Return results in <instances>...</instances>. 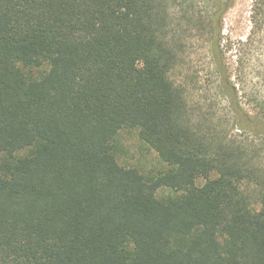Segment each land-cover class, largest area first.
I'll use <instances>...</instances> for the list:
<instances>
[{
    "label": "trees",
    "instance_id": "1",
    "mask_svg": "<svg viewBox=\"0 0 264 264\" xmlns=\"http://www.w3.org/2000/svg\"><path fill=\"white\" fill-rule=\"evenodd\" d=\"M221 1L0 0V264H264V95L217 65L232 136L175 77L222 53ZM123 130L164 167L123 166Z\"/></svg>",
    "mask_w": 264,
    "mask_h": 264
},
{
    "label": "rangeland",
    "instance_id": "2",
    "mask_svg": "<svg viewBox=\"0 0 264 264\" xmlns=\"http://www.w3.org/2000/svg\"><path fill=\"white\" fill-rule=\"evenodd\" d=\"M223 3L224 0L210 5L212 16L221 9L223 13ZM219 38L222 53L216 58L211 55L209 41H193L194 49L186 54L175 77L187 88L191 107H202L205 112L215 107L212 111L218 115L217 120L227 117L230 122L224 126L228 134L235 136L240 133L233 125L228 97L219 95L217 65L228 71L227 85L232 97L238 98L251 116L256 114L252 109L255 100L264 95V0H234L221 18ZM119 144L118 157L123 166L144 172L164 167L158 153L141 139L138 130L121 131ZM168 193L165 190L160 195Z\"/></svg>",
    "mask_w": 264,
    "mask_h": 264
}]
</instances>
